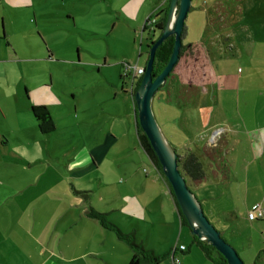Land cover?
Masks as SVG:
<instances>
[{
    "label": "crops",
    "instance_id": "1",
    "mask_svg": "<svg viewBox=\"0 0 264 264\" xmlns=\"http://www.w3.org/2000/svg\"><path fill=\"white\" fill-rule=\"evenodd\" d=\"M169 1L122 0L121 2H116V6L113 5V11L118 13L119 19H124L127 22L129 29H132L131 31L134 30L135 34H140L146 18L150 14H156L165 9ZM34 3L25 2V0H0V69L5 70L10 62L27 63L26 61L32 59V57L28 56L32 52H35L31 50L33 47L40 49L38 44L42 46L49 44L46 37L39 30L44 23L37 16V12L33 8ZM213 4V15H210V21L221 15L220 11H218L219 9L225 8L222 2L217 1ZM21 7L32 8L31 12L34 14V19L30 20L29 18V21L34 23L33 30L32 28L27 30L25 27L26 20L19 18L18 11ZM10 13H13L14 17ZM67 14V19L72 18V14L69 11ZM14 18L16 21L13 20ZM46 28L49 30L53 29L48 26ZM37 30L38 39L31 37V34L27 37V31L32 33L34 31L37 32ZM146 34L147 32L145 31L144 35ZM230 43L233 44L231 41ZM20 50H23L26 54L21 53ZM47 50L50 51L49 49ZM199 51L206 58L203 63V71L206 76L201 84L200 91H197V94H195V104H197L196 108H199L200 111L206 105V108L210 109L211 119L215 111H217L219 103H221L219 88L217 86L218 72L216 71L213 58H210L209 52L205 48H200ZM81 58L82 54L79 53L78 60H81ZM75 65L80 67L78 62ZM96 66L100 67L99 65ZM258 69H260V66L252 64L251 61L245 63L241 67L240 82L244 76V71L247 72L248 76L250 74V77L255 78L252 72ZM21 71L22 77L15 83L13 94L5 93L9 80L6 73H0V82H3V85L0 83V87H3L0 90V151L13 155L17 154V151H22L23 146L30 147L33 139L27 137L29 131L35 136L45 135L51 143V136L56 130L55 120L59 115L58 113H64L67 106L68 110L72 111L71 113L76 118H79L80 113H82V118L88 125L99 124L100 127L103 125L101 123L102 120H104V127L106 126L108 132L105 130L106 133H104L102 138L100 140L97 139L92 147L84 150L81 156L68 160L66 167H68L69 172H72L79 179L87 177L90 181L92 175L98 178L100 185L106 186L105 195H100L99 199L106 201L101 202V206H96L93 204L91 196L85 195L83 202L81 204L77 203V207L81 211L85 209L88 216L81 214L80 217H75L73 212L75 205L66 204L61 210L59 208V204L64 203L62 201L66 198H71L70 192L55 191L52 186H48L45 191L29 190L28 187L33 188L36 176L30 175L31 173L26 170L27 163L24 161L23 156L19 153L17 154L20 157L19 161L3 159L1 161L3 163L1 166L3 173L0 176V264H128L134 251L131 254L126 252L125 257L116 254L117 250H122V246L114 238L111 232L112 229L102 224L104 229L102 230L96 222H91L92 219L96 220L93 212L104 213L105 218L109 219V213L119 211V209L122 211L126 210L127 213H124L123 217H118L111 222L120 230L131 234L136 242L139 240V243L145 249L152 251L160 257L158 263L143 261L140 264H175L174 257L179 259L177 264H211L192 245L189 246L186 242L181 241V237L185 231V223L181 222L175 197L171 192L169 181L163 170L151 162L140 144L138 133L141 127H139L137 119V106L133 99L134 96L130 91V83H127L126 80L129 78H123L122 76L124 71L122 70L119 79L115 80L103 69V77L109 79L114 91L113 95L110 94L112 95L110 100L102 98L95 91L93 105L91 107H79L76 105L75 111L67 102V98L69 96L75 98L76 93L68 87L65 81L59 79L57 83L54 82L52 78L53 74L48 79H43L41 75L36 77L35 73L41 71V69L32 65L23 66ZM69 71L67 69V72ZM244 83L247 86V81H244ZM55 84L59 87V91L55 90ZM128 95L131 96L130 100H132L131 105L134 115L131 127L129 126L124 129L123 125L125 126V124L122 119L123 109L121 108H123V104H126ZM242 95L244 102L243 113H240L239 117L227 115V126L222 125L215 129L217 131L221 130L218 140L221 138L227 140L226 150L220 153L221 158L218 157L216 160L217 170L219 171L213 170L214 174L217 175L215 179L217 181L237 177L235 170H231V174H229V166L231 169V164L229 163L228 153L229 145L231 143L234 144V141L238 140V136L240 135H248L250 139L252 135H257L256 137H258V143L260 144L258 150H256L254 142L250 143V146H247L250 147L249 150L253 153L251 160L255 161L245 165V182H250V167L256 161L257 165L261 164L257 169L260 166H264V115L262 114L264 103H260V100H257L255 104H252L253 101L248 96L246 87ZM33 105L46 106L51 121L55 124L54 128L42 129L41 123H43V120L35 116L32 110ZM181 105L183 106V103ZM182 106L180 107L182 108ZM12 114L13 117L17 118V124L10 121ZM166 115H164V118ZM242 121L246 125L247 130L244 129L242 131L237 129V125ZM218 122L219 120L216 119L212 123L204 124V126L210 128L215 124L219 125ZM134 132L138 138L141 150L144 152L142 154H140V150L136 147L134 140L130 139L131 133ZM213 133L209 141L212 140ZM168 134L170 137L174 136V132L172 131ZM120 142H125V145L116 147ZM208 142L204 146L208 145ZM212 144H215V142ZM175 148L177 150L176 145ZM136 150L137 156L141 159L137 158L135 152L132 154ZM195 151L199 155L203 154V148L201 147H198ZM107 157H109L108 161H106ZM44 163L54 168L52 169L53 173L55 172L60 176L69 173L68 171L63 173L50 161ZM36 164V167L44 166V164ZM35 165L30 164L29 166L35 167ZM13 167H16L14 171H12ZM253 167V172H256V167ZM220 168L221 170L223 168V172L226 171L225 174L221 173ZM48 170L51 171L50 169ZM22 174L24 175L21 176ZM253 175L255 176V174ZM220 177L222 178L219 179ZM140 186L141 189L139 188ZM89 190L94 192L95 188H90ZM263 190L258 197L247 199L246 212H248L251 205L255 202L264 204ZM197 195L202 203L206 201L203 194L197 193ZM60 199L62 200L60 201ZM112 203L113 205L109 207L108 205ZM129 204L132 207H128ZM209 212L212 214L211 210ZM238 212L240 213V211ZM244 214L246 215V213ZM58 215H61V218ZM55 216L58 217L55 218ZM239 218L241 217L237 213L233 221ZM242 218L246 222L249 220V223L258 230H261L264 235V219L260 218L259 220L261 221H256L258 219L250 220L248 217H246L247 219L245 217ZM80 222L88 223L89 229H91L88 232L87 242L83 248H79L80 246L76 245L75 235L69 236L70 228ZM158 232L162 233V235H159ZM90 233L100 236L99 240L96 241V245L99 248L92 246V234ZM176 234L179 235L177 239ZM234 240L232 242L244 259L245 264H264L263 237L260 238L259 245H255L249 237ZM165 241H169V243L164 248ZM182 244L186 246L184 250L179 248ZM188 251L190 255L187 254ZM202 252L210 259L203 249ZM166 257H171V260L164 262Z\"/></svg>",
    "mask_w": 264,
    "mask_h": 264
},
{
    "label": "rangeland",
    "instance_id": "2",
    "mask_svg": "<svg viewBox=\"0 0 264 264\" xmlns=\"http://www.w3.org/2000/svg\"><path fill=\"white\" fill-rule=\"evenodd\" d=\"M121 1L25 0V2H35L33 8L36 10L38 18L44 23L39 30L46 37L49 47L48 45L42 46L38 44L40 49H35V47L31 49L35 52H32L28 56L32 57V59L26 61L27 63L22 62V65L10 62L5 70L0 69V73H6L9 80L7 88L5 86V93L13 94L15 83L22 77L21 68L26 65H32L41 69V71L35 73L36 77L41 75L43 79H48L53 74L52 78L54 82L57 83L61 79L67 83L69 88L75 91V98H71L70 96L67 98V102L74 111L76 105L79 107H91L95 91L97 95L110 100L114 91L109 79L103 77V69L110 77L117 80L121 71H125L128 63L131 66L135 64L145 65L148 56L147 44L149 40L147 34L143 38H141L140 34H135L134 30L131 31L132 29H129L127 22L124 19H119L118 13L113 11V5ZM217 1L222 2L225 8L219 9L222 15L216 18L218 24L216 23L217 27L213 26V28L210 24V15H213V3ZM31 10L32 8L21 7L18 11L19 18L26 20L25 27L27 30L29 28L33 30L34 26V23L29 21V18L30 20L34 19V14ZM68 11L72 14V18L67 19ZM10 14L14 17L13 13ZM13 20L16 21L15 18ZM186 25L187 35L184 42H190L199 49L205 48L209 52L210 58H213L216 71L218 72L217 86L219 88L221 103H219L218 109L211 119L210 109L206 108V105L201 111L199 108H196L195 94L197 93L188 90V86L197 85V91H200L201 84L206 76L203 71V63L206 58L197 49L193 53L188 52L187 55L181 57L173 70L172 76L168 77L163 87L156 92L153 100L156 118L174 147L176 145L177 151L180 154H184L187 148L194 150L198 147L203 148L204 144L210 140V136L215 129L222 125L227 126V115L239 117L240 113H243L244 102L242 94L245 87L248 90V96L253 101L252 104H255L257 100H260V103H264V0H193L192 8L186 18ZM46 26L53 29L49 30ZM35 31L32 33L27 31V37L31 34V37L38 39L36 34L38 30L37 32ZM20 52L26 54L23 50H20ZM28 53L30 52L28 51ZM79 53L82 54L81 60H78ZM249 61L252 64L260 66V69L252 72L255 78L250 77V74L248 76L247 72L244 71V76L240 82L241 67ZM77 62L80 67L75 65ZM96 65L100 67L98 68ZM67 69L70 71L67 72ZM101 78L104 79L102 80ZM126 80L127 83H130V79ZM244 81H247V86H245ZM0 83L3 85L2 81ZM2 89L3 87H0V90ZM58 89L59 87L55 84V90L59 91L60 89ZM128 96L126 104H123V108H121L123 109L122 119L125 124V126L123 125L124 129L129 126L131 127L134 115L131 105L132 100H130L131 96ZM182 103L183 106L181 105ZM107 104L110 106L109 103ZM67 107L64 113H58L59 115L55 120L56 130L51 136V143L45 135L35 136L29 131L27 137L33 139L30 147L23 146V150L17 151V154L19 153L23 156L24 161L27 163L26 170L31 173L30 175L36 176V182L33 188L28 187L29 190L45 191L48 186H52L55 191L70 192L71 198H66L62 201L64 202L63 204H59L60 210L66 204L75 205L73 208L75 217H80L81 214L88 216L85 209L81 211L77 207V203L81 204L84 196L89 195L94 205L101 206V202L106 200H101L99 197L100 195H105L106 186H101L99 179L94 175H92L91 182L87 177L79 179L72 172L68 171L66 164L68 160L81 156L84 150L92 147L97 139L100 140L108 130H106V126L104 127V120H102L101 123L103 125L100 127L99 124L88 125L82 118V113H80L79 118H76ZM165 114L167 115L164 118ZM262 114L264 115V110ZM216 119L219 120V125L215 124L210 128L204 126V124L212 123ZM10 121L17 124V118L13 117V114L10 117ZM237 129L242 131L244 129L247 130L243 121L237 125ZM169 131L174 132L173 137L169 136ZM213 134L214 136L208 144H212L218 140L219 133H217V130ZM256 136L252 135L250 139L248 135H240L238 136L239 139L234 141V144L231 143L229 145L228 157L231 164V169L229 166V174H231V170H235V174H237L236 178L215 180L217 175L214 174L213 170L219 171L217 170L216 159L203 155L201 160L204 163L206 180L191 186L196 195L197 193L203 194L206 201L208 200V202L205 201L204 203L200 200L207 217L232 245H234L232 242L234 239L236 241L242 237H249L255 245H259L260 238H264L261 230L252 226L249 220L246 222L242 218L248 217V212H246L247 199L258 197L264 189V166H260L257 169L261 165L260 163L257 165V161L253 165L256 167V172H253V166L250 167V182L246 183L244 180L245 165L255 161L251 160L253 153L249 150L250 147L247 146H250V143L254 142L256 150L260 147L258 137ZM130 139L134 140L136 147L140 150V154L144 153L141 150L135 132L131 133ZM238 144L239 146L237 147ZM121 145L124 146L125 142L118 143L116 147H121ZM134 152L137 156V150L133 151L132 154ZM17 154L8 155L0 151V176L3 173L1 168L3 163L1 161L3 159L19 161L20 157ZM137 158L141 159L138 156ZM42 159L54 163L63 173L65 171L69 173L63 174V176L55 172L53 173L52 169L54 168L49 167L44 163L46 161ZM108 160L109 157L106 158V161ZM36 163L40 165L44 164V166L36 167ZM30 164L36 165L35 167H30ZM14 169L16 167H13L12 171ZM225 172H223L222 168L221 173L225 174ZM90 188H95V191L91 192ZM139 188L141 189V186ZM112 205L113 203L108 206ZM128 207H132L131 204ZM209 210L212 211V214H210ZM124 213H127L126 210L122 211L119 209V211H112L109 213V219L107 220L111 222L118 217L121 218L124 216ZM237 213L241 218L233 221ZM58 216L61 218V215ZM58 216H55V218ZM95 218L96 220L92 219L91 222H96L99 228L104 230L101 220L96 216ZM256 221L261 220L258 219ZM184 226L185 231L181 237V241L186 242L189 246L192 245L209 263L213 264L204 255L201 247L195 243L190 226L188 224ZM111 229L114 238L122 246V250H117L116 254L122 257L126 256V252L131 254L134 251L131 244L126 239L120 237L116 229ZM90 230L88 223L80 222L70 228L69 236L75 235L76 245H79V248H83L87 242ZM121 231L128 234L123 230ZM92 233L94 234L93 231ZM158 233L162 235V233ZM93 234L91 236L92 246H97L96 241L99 240L100 236ZM178 236L176 234V239ZM139 242L138 240L136 243ZM164 243L163 247L165 248L169 241H165ZM170 260L171 257H166L164 262ZM178 262L179 259L177 258L176 263H174L177 264Z\"/></svg>",
    "mask_w": 264,
    "mask_h": 264
},
{
    "label": "water",
    "instance_id": "3",
    "mask_svg": "<svg viewBox=\"0 0 264 264\" xmlns=\"http://www.w3.org/2000/svg\"><path fill=\"white\" fill-rule=\"evenodd\" d=\"M192 3L193 0H170L165 25L161 35L151 44L141 82L134 92L137 119L162 165V170L171 184L174 196L187 219L192 234L215 247L224 255L228 264H245L236 247L222 236L207 217L200 199L189 186L185 174L180 169L179 153L164 132L153 109L156 92L166 83L168 76L180 60L182 34ZM171 35H174L171 56L162 71L154 76L156 51Z\"/></svg>",
    "mask_w": 264,
    "mask_h": 264
},
{
    "label": "trees",
    "instance_id": "4",
    "mask_svg": "<svg viewBox=\"0 0 264 264\" xmlns=\"http://www.w3.org/2000/svg\"><path fill=\"white\" fill-rule=\"evenodd\" d=\"M169 3L165 9L159 11L156 14L155 13L150 14L146 18V20L142 26L141 33H140L141 38L144 37L145 31H146L147 37L149 40V42L147 44V46H148L147 60L149 58V49L151 47V44L154 43L157 40V38L161 35V30L163 29V27L165 25V22L167 19V13H168V9H169ZM220 14L222 15V13H220ZM216 23L218 24L217 19H213L212 21H210L211 26L217 27ZM186 35H187V25L185 23V27H184L183 34H182L183 45H182V48L180 51V58L187 55L188 52L193 53V51L194 50L196 51V49L199 51V48H197V46H194L190 42H188V43L184 42ZM173 45H174V35H171L158 47V49L156 51L155 62H154V70H153L154 76L159 74L162 71V69L164 68V66L166 65V63L168 62V60L171 56L172 50H173ZM141 54H142V52H141ZM129 65H131V64L128 63L127 66L125 67V71L123 72L122 76H123V78L128 77L130 79V91H131L132 95L134 96V92L138 88L144 72L140 75L132 76L133 75L132 71H130V69H128ZM135 65H138V64H135ZM145 65H143V66L138 65V66L145 68ZM172 73H173V71L171 72V74L168 77L172 76ZM188 90H190L191 92H197L198 86L197 85L188 86ZM32 110H33V112L37 118L43 120V123H41L42 129L45 130V129L54 128L55 124L51 121L50 114H49L46 106L33 105ZM138 135H139L140 144L143 147L146 154L148 155L151 162L156 167L162 169V165H161V163H160V161H159L148 137L146 136V134L143 132L142 129L139 131ZM226 147H227V140H224L223 138H221L220 140H217L215 142V144L205 145L203 147V154L202 155H199L198 153H196V151L194 149H191V148H187L186 152L184 154L179 153L180 169L185 174L187 182H188L190 187L193 184L202 183V182H204V180H206V171H205L204 163L201 160L202 156L203 155L204 156L205 155L211 156L212 158L217 160L218 157L221 158L220 153L225 151ZM222 167L224 168L223 165H222ZM169 185H170L171 192L174 196L171 184L169 183ZM175 200H176V198H175ZM176 203H177V206H178V209L180 212L181 222L188 224L187 219L183 215V213H182V211L178 205L177 200H176ZM93 213H94V216H96L98 219L101 220L103 225H105L108 228L116 229L119 236L126 239L131 244V246L134 249V253H133V256H132V258L128 264H140L143 261H150V262L154 261V262L158 263L160 261L159 256L155 255L152 251L145 249L140 243H136V241L134 240V237L131 234L122 233V231L114 223H111L110 221H108L105 218L104 213H101V212H93ZM257 219H260V218H257ZM261 219H264V217H262ZM194 239H195V243H197L198 245L201 246V248L203 249L205 254L213 261L214 264H228L224 255L222 253H220L211 244L200 240L195 235H194ZM185 248H186V246H185ZM184 249H181V250H184ZM174 260H175L174 262H176L177 258L174 257Z\"/></svg>",
    "mask_w": 264,
    "mask_h": 264
},
{
    "label": "built area",
    "instance_id": "5",
    "mask_svg": "<svg viewBox=\"0 0 264 264\" xmlns=\"http://www.w3.org/2000/svg\"><path fill=\"white\" fill-rule=\"evenodd\" d=\"M128 69H130V71H132L133 75L132 76H137L140 75L144 72V67H140L138 65H134L128 66ZM221 132V130H218L217 133ZM264 217V204L260 203V202H255L251 205V207L248 210V218L250 220H254L257 218H262ZM181 249L185 248V245H181L180 246Z\"/></svg>",
    "mask_w": 264,
    "mask_h": 264
}]
</instances>
